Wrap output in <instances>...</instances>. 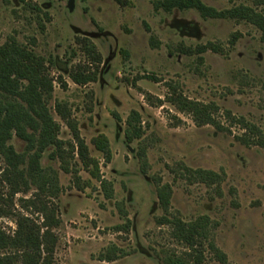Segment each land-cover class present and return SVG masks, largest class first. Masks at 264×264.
<instances>
[{
  "label": "rangeland",
  "instance_id": "obj_1",
  "mask_svg": "<svg viewBox=\"0 0 264 264\" xmlns=\"http://www.w3.org/2000/svg\"><path fill=\"white\" fill-rule=\"evenodd\" d=\"M159 1L0 0V46L15 36L48 60L54 78L49 107L67 142L65 162L50 156L52 147L41 160L60 187L46 198L58 204L61 218L53 264H164L167 255L184 257L190 248L175 237L173 224L160 222L165 215L207 223L203 264H221L209 240L230 264H264V147L234 119L264 133L261 31L243 20L205 18L194 8L168 11ZM203 1L219 10L246 4L264 13V0ZM235 33L240 37L232 44ZM84 38L97 46L102 63L96 81L80 85L72 69L86 64L96 70ZM209 42L220 51H200ZM178 97L208 105L221 127L198 124L192 112L170 101ZM58 103L98 160L100 179L83 166L77 149L71 152L76 140ZM133 112L143 134L128 142ZM100 135L108 138L110 161L93 144ZM11 143L25 149L16 136ZM4 168L0 154V175ZM202 169L219 179L202 181ZM165 184L172 189L167 212L158 195ZM7 191L0 179V193L7 197ZM35 192H20L3 205L41 222L39 213L21 206ZM0 225L12 233L16 218L0 216ZM108 253L115 259H103Z\"/></svg>",
  "mask_w": 264,
  "mask_h": 264
},
{
  "label": "trees",
  "instance_id": "obj_2",
  "mask_svg": "<svg viewBox=\"0 0 264 264\" xmlns=\"http://www.w3.org/2000/svg\"><path fill=\"white\" fill-rule=\"evenodd\" d=\"M25 1V0H22ZM261 0L259 4H261ZM158 6L166 10L197 9L205 18H234L243 20L257 26L261 31L264 42V13L255 6L240 4L232 8L219 10L206 4L203 0H160ZM240 37L235 33L231 39L234 44ZM84 52L95 65L96 70H91L86 64H78L70 71L72 80L80 85L96 81L98 68L102 63V54L97 46L88 38L82 41ZM220 51V47L211 42L201 46L200 51ZM62 68L61 65H59ZM62 81V77L59 78ZM64 86L65 82H62ZM54 92V78L49 72L48 60L20 42L15 36H10L0 46V154L5 168L0 179L8 188L7 197L0 193V216L16 218V229L8 233L0 225V250H11V253L0 254V264H14L21 261L23 264H53L58 236L55 233L61 223L58 204L47 200L49 196L58 194L59 180L54 171L50 172L42 166L41 160L46 150L52 158H61L65 162L67 142L60 135V124L56 121L49 107V100ZM182 111L192 112L198 124H213L221 127L213 117L208 105L198 102L183 100L180 97L170 98ZM56 110L67 122L76 140V145L70 144L71 152H77L83 166L96 178L99 175V162L90 155L87 143L80 137L77 123L66 114L61 104H56ZM235 121L246 127L254 135V141L264 147V133L255 125L243 118H234ZM139 122L138 112H133L128 119L126 138L132 142L142 137V128L137 127ZM16 136L25 142V149L18 151L11 143ZM93 144L96 149L104 154L105 160L110 161L111 151L109 141L105 135L95 137ZM69 171L66 163L62 165ZM197 176L202 181L214 183L219 175L211 170H199ZM109 183L102 181V186L107 197H112ZM33 187L35 194L31 198H23L22 208L33 209L42 216V221L37 222L33 217L21 212L8 210L3 205L13 202L16 194L28 193ZM160 204L167 212L171 204L172 189L165 184L158 190ZM161 223L173 224L175 237L185 242L190 251L186 256L167 255L164 264H203L207 246L205 242L209 237L206 222L185 223L178 217L164 216ZM208 247L221 264H230L226 254L215 243L209 240ZM115 255L108 253L103 259L113 260Z\"/></svg>",
  "mask_w": 264,
  "mask_h": 264
},
{
  "label": "water",
  "instance_id": "obj_3",
  "mask_svg": "<svg viewBox=\"0 0 264 264\" xmlns=\"http://www.w3.org/2000/svg\"><path fill=\"white\" fill-rule=\"evenodd\" d=\"M70 7H73V4H70Z\"/></svg>",
  "mask_w": 264,
  "mask_h": 264
}]
</instances>
